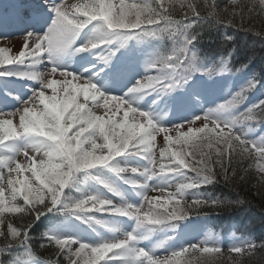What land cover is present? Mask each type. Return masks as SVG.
Segmentation results:
<instances>
[{
    "label": "snow or ice",
    "instance_id": "obj_1",
    "mask_svg": "<svg viewBox=\"0 0 264 264\" xmlns=\"http://www.w3.org/2000/svg\"><path fill=\"white\" fill-rule=\"evenodd\" d=\"M232 4L240 11L230 14L241 21L246 11L251 15L255 10L238 0ZM259 6L264 9V0ZM202 7L221 22L215 0H41L16 11L18 22L36 30L24 32L14 54L10 47H0V78L21 88L28 81L34 86L27 99L15 97L20 106L11 110L7 97L12 92L0 87V256H8L0 264H60L39 259L32 248L34 222L54 210L107 230L91 239L56 231L41 234L46 243L40 246L54 247L66 264H192L189 257L197 254L223 256L224 246L214 234L178 250L164 240L151 248L141 246L154 233L175 232L193 209L243 203L201 191L219 178L228 182L235 177L234 160L247 159L248 168L255 165L264 180V135H251L255 122H264V99L236 110L259 81L253 78L230 99L203 107L210 90L202 78L231 71L233 50L215 60L198 54ZM226 24L235 27L232 19ZM146 37L161 47L146 61L145 74L117 94L126 69L113 66V57L130 40ZM223 39L227 43L234 37L225 33ZM165 41L171 46L163 47ZM81 53H92L96 63L88 62L83 71L63 66L65 55ZM178 89L183 92L173 98L174 106L184 112L199 108V114L165 126L163 117L140 107L145 96ZM165 159L168 164L159 163L157 169ZM83 178L97 187H83ZM174 179L179 180L175 191H167ZM121 185L130 186L147 207L131 200ZM150 191L161 195L150 197ZM256 247L247 240L228 251L252 254ZM259 247L264 249V243ZM161 248L168 255H157Z\"/></svg>",
    "mask_w": 264,
    "mask_h": 264
},
{
    "label": "trees",
    "instance_id": "obj_2",
    "mask_svg": "<svg viewBox=\"0 0 264 264\" xmlns=\"http://www.w3.org/2000/svg\"><path fill=\"white\" fill-rule=\"evenodd\" d=\"M198 2L203 4V0H198ZM238 3L240 6L247 5L249 8L254 7L255 9L251 15L246 11L243 21H241L239 16L233 17L230 14L233 11H240V7L234 6L232 0H215L216 12L221 17L220 23L216 22V17L211 15L206 8H201V15L205 19L200 21L197 28V31L200 32L199 41L196 44L198 54L206 60H215L221 53L233 50L231 54V71L212 77L210 80L207 77L202 78V83L210 90L205 97V101L206 99H211V104H206V107L215 105L218 101L223 102L225 99H230L232 94L239 91L242 86L253 78L258 80L259 83L248 92L247 98L236 110L243 111L249 105L264 99V9L260 8L259 0H238ZM30 7H33V4L29 0H0V20L2 19V14L6 11L16 13L17 10L23 11ZM225 8L229 10L228 13H225ZM229 19L234 20L235 27L227 26L226 22ZM20 24L26 26L22 23ZM27 28L30 29L28 26ZM225 33L233 36L234 40L225 43L223 39ZM152 48L155 49V47ZM131 57V54L126 52V58L134 61ZM120 63L112 61V65L116 67H119ZM127 63L136 64L138 62ZM237 83H240V85L237 86ZM230 84H233V88L231 87L228 90ZM182 92L183 89H178L167 95L158 97L156 93H153L152 96L161 103V109L167 112H180L174 106L173 98L181 95ZM195 111V113L187 111L186 117L190 118L192 115L199 114L200 109L197 108ZM16 119L18 123V118ZM182 119L178 117L173 120L164 119L163 123L167 124L166 126H170L173 123H180ZM262 125H264V122L256 121L254 128ZM249 163L250 161L247 159L240 163L234 160L233 167L237 169L235 177L228 182H225L223 178H219L215 184L208 185L201 190L220 199H240L243 203L223 209H213L211 206L201 207L199 210L193 209L189 218L180 221L179 226L187 221L203 218V222L222 238L232 235L238 236L244 241L251 240L255 242L257 245L255 252L238 255L229 253L228 249L224 248L223 256L221 257L194 255L190 259L192 264H264V249L259 247L261 243H264V180L261 179L255 165L252 168H248ZM242 169H247V171ZM229 175L231 176V171ZM241 177L244 178L241 179ZM86 180L88 179L83 178V187ZM114 202L119 203V198H114ZM186 202H191L190 196ZM97 215L101 218L108 217L107 214L102 213ZM69 220L76 219L74 217L66 219L64 213L54 210L34 222L31 232L34 237L32 248L39 259L53 262L59 260L60 264H66L64 258L57 255L54 247L42 248L40 245L46 243V241L41 239V234L51 231L53 224ZM76 221L82 227L90 229L96 234L99 232V228H102L99 225L89 226L79 220ZM174 237H178L176 233ZM166 244L168 245V242ZM158 251V255L161 257L168 255L162 248ZM229 256L234 257V259H229ZM0 259H8L7 254L0 256Z\"/></svg>",
    "mask_w": 264,
    "mask_h": 264
},
{
    "label": "rangeland",
    "instance_id": "obj_3",
    "mask_svg": "<svg viewBox=\"0 0 264 264\" xmlns=\"http://www.w3.org/2000/svg\"><path fill=\"white\" fill-rule=\"evenodd\" d=\"M30 3L33 4V6H37L38 3H41V0H29ZM38 2V3H36ZM65 3L68 4H72V3H76L78 2V0H64ZM82 2V0H81ZM45 11H47L45 9ZM49 16H51V13H48ZM2 22L4 25L8 26V30L7 28L4 29L0 27V47L2 46H8L11 48L12 53H16L19 51L22 43H23V35L24 32H20V33H14V34H8L5 35L9 30L10 32L18 29V21L15 17V13H8V12H4V14H2ZM0 22V24L2 23ZM47 27V25H45V28ZM44 29H41V31H43ZM29 31V30H28ZM32 31V30H30ZM88 29H85L84 32L81 33V37H84V33L87 32ZM4 36V37H2ZM171 44L170 42L165 41L163 43V47L168 48L170 47ZM157 47H161V43L158 42L156 39L154 38H150V37H146L141 41H137L135 38L130 40L128 42V44L126 45L125 48H123L122 50L120 49L119 52L116 53V56L113 57L112 61H115L117 63L121 62L118 66L125 68L126 69V74L123 76L121 82H120V89L117 91V94L120 93V91H126L128 87H131L133 85V83L135 82V80L140 79L144 74H145V65H146V61L151 57L153 51L155 50ZM126 52H128L129 54H131V59L138 62L137 64H129L127 62H134V61H130L128 58H126ZM211 60V59H208ZM88 62L91 63H96L95 58L93 56L92 53H81V54H77V55H72V54H68L65 55V57L63 58V66L66 67L68 70L70 71H83L84 68L88 67ZM112 63V62H111ZM100 67V65H98ZM100 75H103V73H100ZM27 85V87L21 88L19 87L17 84H6L5 79L4 78H0V87H7L9 89L10 86H12V89H9L12 92V95L7 97V108L8 110H11L14 107H19V101H17L15 99V97L19 96L21 99H27L29 96H31L32 92V88L34 86V82L30 81V82H26L24 83ZM240 83H237V86H239ZM233 86V84L229 85V89ZM15 88V89H14ZM0 99H3V97H0ZM153 101H155V103H153ZM218 103H222L221 101L217 102ZM139 104L140 107L144 110H148L149 108L151 110H153L158 116L163 117L164 120V112L166 110L161 109V103H159V101L153 97L152 95L150 96H145L142 99H139ZM206 104L210 105L211 104V99H206V101L204 102L203 106H205ZM214 106V105H211ZM4 105L0 104V108H3ZM206 107V106H205ZM169 114V112H168ZM179 112H174L171 114V116L173 118L178 117ZM170 116V115H168ZM167 116V117H168ZM18 118V117H17ZM169 119V118H168ZM14 123H17V119L14 121ZM165 126L167 124H164ZM169 126V125H168ZM195 126H200V122H197ZM251 135L259 137L260 135H264V125L258 127V128H253ZM162 142V136H158L157 137V143H161ZM157 156H158V149H157ZM21 160H23V157H20ZM129 160L132 163H136L137 162V158L135 157H131L129 158ZM140 163H145L144 161H140ZM159 163H164L165 165L168 164V160L165 159L163 161H159L157 164V169L159 168ZM167 172V170H166ZM189 175H192L191 173H189ZM179 180L174 179L173 183L171 184V186L167 189V191H175V185L176 183H178ZM84 187L85 188H89V189H95L97 186L94 185L92 182L86 180L84 183ZM122 188H124L128 194H129V198L133 201L137 200L140 201L142 203H145V206L147 207L146 202L141 201L140 197H137L135 195L132 194L130 189V186L127 185H121ZM106 191V190H105ZM167 194V192L165 193V195ZM110 195V194H109ZM148 195L151 196H159L161 195L158 191H150L148 193ZM109 218V217H106ZM69 221H71V225L69 224ZM63 223H55L52 225L51 227V231H56L59 232L60 234H76L79 235L81 238H87V239H91L93 237H97L101 234H105L107 230L99 228V232L94 233L92 230L87 229L82 227L78 221L76 220H69ZM130 223V222H128ZM74 225L76 231L73 232L72 231V226ZM175 233L177 234L178 237H174ZM209 234H214L219 240L220 242L223 244V249H228L230 245H232L233 243H241L244 240L238 236H228L226 238H222L220 237L218 234L214 233V231L208 227V225H206L203 222V218H196L190 221L185 222L184 224H182L181 226H179L175 232H168L167 236L164 232H160V233H154L149 240H146L144 242H142L141 246L147 245L148 247H152L153 245H155L158 241L164 240L165 242H168V246L173 247V248H179L180 245L187 243L189 241H198V240H203L205 239ZM168 237H171L172 239H168ZM174 237V238H173ZM159 249L156 250L157 255L159 254ZM198 256V255H197ZM192 257V256H191ZM191 257H189L191 259Z\"/></svg>",
    "mask_w": 264,
    "mask_h": 264
}]
</instances>
